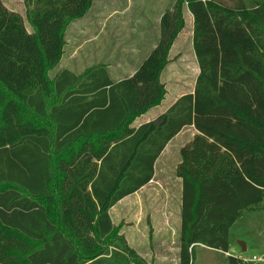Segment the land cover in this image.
<instances>
[{
	"label": "trees",
	"instance_id": "16d2710c",
	"mask_svg": "<svg viewBox=\"0 0 264 264\" xmlns=\"http://www.w3.org/2000/svg\"><path fill=\"white\" fill-rule=\"evenodd\" d=\"M23 1L31 32L0 0V187H14L0 188V264H145L110 210L152 181L164 148L190 126L197 134L175 171L179 264H195L196 245L229 253L231 228L264 201V0H175L156 48L118 83L105 66L49 77L69 24L93 0ZM184 7L200 70L194 92L159 127L136 129L167 94L161 75Z\"/></svg>",
	"mask_w": 264,
	"mask_h": 264
},
{
	"label": "rangeland",
	"instance_id": "374dc122",
	"mask_svg": "<svg viewBox=\"0 0 264 264\" xmlns=\"http://www.w3.org/2000/svg\"><path fill=\"white\" fill-rule=\"evenodd\" d=\"M4 5L12 12H15L22 16L25 22V26L29 32L31 27L26 19L27 6L23 0H2ZM228 5H232L230 0H226ZM175 0H113L112 3L105 0H95L90 16H94L98 11L115 10L116 14L112 23L118 24L117 41L123 43L128 36L131 40L134 39L136 44L144 43L147 51L154 47L155 42L158 43L159 39V24L164 13L174 6ZM90 11V10H89ZM88 11V12H89ZM184 19L185 27L179 34L177 41H175V49L171 55V59L168 64H172L176 67L172 69L166 68L163 76V81L166 82V90L172 95L191 93L195 88V78L199 73L198 64L196 58L192 55L193 48V18L191 13L184 7ZM76 21V20H75ZM71 22L66 30V46L65 52L60 64L49 73V77L53 79L55 74L62 69H71L76 75L81 76L86 71L94 68L102 60L103 52L97 50L98 43L88 42L87 37L81 36L80 24H73ZM76 23V22H75ZM97 23V22H95ZM104 36H100L102 39ZM98 40V38H96ZM95 40V41H96ZM158 40V41H157ZM182 49V51L180 50ZM146 52V51H145ZM172 68V67H171ZM177 74L174 76V74ZM170 101V96L166 98L164 104ZM159 119V118H158ZM156 119V120H158ZM136 120L132 123V126H136ZM2 189L14 188L10 185H1ZM160 200V199H158ZM144 203L145 198H141ZM126 204L121 206V209L132 206V202L126 201ZM120 212V211H119ZM116 218V215H114ZM131 218L125 216L122 221L123 226H128V222ZM117 219H115L116 221ZM121 226V225H120ZM119 228L118 226H116ZM119 236L122 235L123 227L119 228ZM118 234V233H117ZM240 243L246 245V251L243 252ZM113 244L120 245L123 251V245L121 242H114ZM125 246L132 249L137 253L139 258L145 264H159L160 262L156 258V255L144 257L141 251H136L131 248L127 242ZM153 245H151L152 247ZM148 246L144 248L147 251ZM168 261L165 264H176V259L173 256L176 245L168 244ZM109 249H114V246H109ZM146 249V250H145ZM154 251V250H153ZM176 253V252H175ZM227 254V255H226ZM229 257H234L237 264H264V201L251 209L244 210L230 230V251L224 253L222 251H213L211 249L196 248L195 250V264H231ZM261 258V262H251V260Z\"/></svg>",
	"mask_w": 264,
	"mask_h": 264
},
{
	"label": "crops",
	"instance_id": "0c3cea01",
	"mask_svg": "<svg viewBox=\"0 0 264 264\" xmlns=\"http://www.w3.org/2000/svg\"><path fill=\"white\" fill-rule=\"evenodd\" d=\"M94 1L95 0H93V5ZM105 1L110 3L113 2V0ZM92 8H90V11L84 18L76 20V23L74 22L73 24H80L78 26H81V36L87 37L88 42L98 43L99 47L97 50L103 52L102 55L104 56L96 65L105 66L113 82L118 83L131 78L138 71L143 61L156 48L157 42H155L154 47L148 51L144 46L147 41H144L143 44H136L134 39L131 40L130 36H128V39L123 43L118 42V24L111 22L112 19L114 20L116 11L108 9V11H98L94 16H90ZM160 21L158 22L159 37ZM100 36L104 37L100 39ZM96 38H98V40H96ZM174 49L175 43L171 49L169 60H172L171 55ZM180 50L182 51V49ZM192 55L196 58L195 54L192 53ZM174 67L176 66L170 63L166 68L173 70ZM62 70H69L74 73L71 69ZM164 72L165 70L161 75V81L166 85V82L163 81ZM199 73L196 75L195 85ZM173 74L174 76L177 75L175 73ZM193 92L183 94L173 93L171 95L167 90V94L162 103L137 118L136 123H138V125L134 126V128L138 129L141 125L160 118L181 97L186 94H192ZM169 96L170 101L164 104L166 98ZM196 134L197 131L193 126L182 129V131L167 144L157 159L154 166V177L152 181L137 193L120 201L110 210V216L114 226H118L119 224V226L121 225L123 227L122 235L125 237V242L137 252L141 251L144 257L156 255V258L160 262L159 264H165L168 261L167 250L169 248V243L176 245L174 249L176 253L174 252L173 256L176 259V264H179V233L181 227L180 216L183 188L182 180L176 177L175 171L181 163L180 151L182 147L190 143ZM141 198H145L144 203L141 201ZM127 200L132 202V206H129L127 209L124 208L123 210H119L121 206L126 204L125 202ZM114 215H116V218H114ZM125 216L131 218L127 223L128 226H123L124 223L122 221L125 219ZM115 219L117 220L115 221ZM151 245L153 246L151 247ZM146 246H148V249L144 251ZM198 247L209 249L203 245H196V248Z\"/></svg>",
	"mask_w": 264,
	"mask_h": 264
},
{
	"label": "water",
	"instance_id": "95a60500",
	"mask_svg": "<svg viewBox=\"0 0 264 264\" xmlns=\"http://www.w3.org/2000/svg\"><path fill=\"white\" fill-rule=\"evenodd\" d=\"M163 122H164V119H158V120L153 121V123L157 127H159ZM240 246L242 248V251L245 252L246 251V245L244 243H240Z\"/></svg>",
	"mask_w": 264,
	"mask_h": 264
},
{
	"label": "built area",
	"instance_id": "2783aa9c",
	"mask_svg": "<svg viewBox=\"0 0 264 264\" xmlns=\"http://www.w3.org/2000/svg\"><path fill=\"white\" fill-rule=\"evenodd\" d=\"M262 261V259L261 258H256V257H254L252 260H251V262H261Z\"/></svg>",
	"mask_w": 264,
	"mask_h": 264
}]
</instances>
